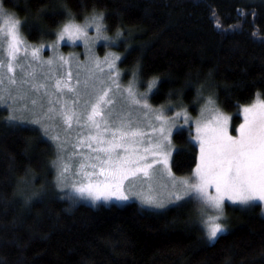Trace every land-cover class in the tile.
Masks as SVG:
<instances>
[{"label": "trees", "instance_id": "1", "mask_svg": "<svg viewBox=\"0 0 264 264\" xmlns=\"http://www.w3.org/2000/svg\"><path fill=\"white\" fill-rule=\"evenodd\" d=\"M0 1L23 22L31 44L54 40L65 7L77 21L93 8L103 11L107 33L123 31L129 46L120 48L119 68L131 74L139 61L140 88L158 78L149 96L154 107L167 104L171 93L173 103L194 113L196 90L204 85L237 124L241 105L253 103L257 93L264 99V0ZM6 117L0 108V264H264L257 204L227 206L230 230L208 244L188 204L158 212L53 195L26 203L20 195L26 180L52 179L53 151L38 128ZM173 143L172 171L187 176L198 148L185 131L175 133Z\"/></svg>", "mask_w": 264, "mask_h": 264}, {"label": "snow or ice", "instance_id": "2", "mask_svg": "<svg viewBox=\"0 0 264 264\" xmlns=\"http://www.w3.org/2000/svg\"><path fill=\"white\" fill-rule=\"evenodd\" d=\"M105 20V13L93 8L84 22L78 23L65 7L56 40L48 47L56 51L65 39L73 43L83 41L89 50L98 40H104L105 46L115 44L124 33L117 30L115 39L106 35ZM22 27L23 22L0 4V103L8 107L6 119L10 123L39 124L54 142L57 155L52 166L56 170V187L65 192L62 199L95 203L127 201L135 196L143 206L154 209L194 201L197 220L208 241L216 240L227 230L225 201L241 206L264 204V99L259 93L253 103L240 106L243 122L236 128V135H232L231 117L220 108L214 93L204 95V85L196 90V101L201 102L199 116L190 122L188 109L173 103L171 93L168 103L160 107L149 102V93L157 86L158 78L148 82L146 91H139V61L133 66L132 78L124 85L116 63L121 55L115 52L106 54L102 61L93 57L95 69L102 74L105 67L108 69L106 79L89 68L88 76L83 81L77 78L75 85L71 83V71L67 78L45 74L39 80L36 66L43 69L47 65L52 72L57 62L63 67L70 65V59L57 53L43 60L40 50L44 45H29ZM90 29L95 36L89 35ZM17 69L23 74L19 80ZM5 80L9 87H4ZM49 80L54 83H48ZM24 85L30 88L25 89ZM29 91L36 94L31 99V119L24 115L29 111L27 105L19 103L28 98ZM117 95L128 103L127 112L114 111ZM172 108L178 110L169 116ZM181 117L190 128L194 125L192 139L199 146V154L191 174L178 178L170 161L174 152L173 132ZM61 125L64 136L59 132L52 134L51 130ZM39 195L33 192L25 202Z\"/></svg>", "mask_w": 264, "mask_h": 264}, {"label": "rangeland", "instance_id": "3", "mask_svg": "<svg viewBox=\"0 0 264 264\" xmlns=\"http://www.w3.org/2000/svg\"><path fill=\"white\" fill-rule=\"evenodd\" d=\"M0 4H2L1 1H0ZM8 13L10 15L14 16L13 13H10V12H8ZM77 22L78 23H83L84 22V18L81 21H77ZM89 35L90 36H95V31L90 29L89 30ZM106 35L110 36L107 32H106ZM56 36H57V32L55 34L54 40L53 41H49V42H40L38 44H31V43L28 42L29 45L34 46V47H40L41 45H44V47L41 48V50H40V56L43 58V60H48L49 58L55 57L57 55V53L63 55L65 58L70 59V65L66 64V65H63V67H60L59 66V62H57V66H55L53 68L52 72H49V69H48L47 65H44L43 69H41L39 66H36V69H35L36 70V75H37V78L39 80H43L45 74L55 75L56 77L63 76L65 78H67V73L69 71H71L72 72L71 83L73 85H75L77 78L80 79L81 81H83L88 76V69L89 68H92L96 72L97 76L104 75V78L106 79V75L105 74L107 73L108 69L105 67L104 68V74L100 73L98 69H95V65L93 63V57L99 58L102 61L106 54H108L110 52H115L117 54H120L121 58H122L124 53L121 52V49L124 48V52H125L126 49L128 50V48H129V46H128V44L125 41V38L123 36L122 38L117 39L115 44H112V45H109V46H105L106 42L104 40H98L93 45H91L90 50H89V47L85 46L83 41H76V42L73 43V42L68 41L67 39H65V40L60 41L57 50L53 51V49L51 47H48V46L51 45L56 40ZM110 37H113L114 39L116 38V36H110ZM21 56H23V53H21ZM29 59H31L30 56H29ZM120 61L121 60L117 61L116 63H117V68H118V70L121 73V77H120L121 78V82L124 85H127V82L132 78V76H131V74H126L125 71H122L119 68ZM25 67L27 68V63H25ZM16 71H17V79L19 80L22 77L23 74L20 73L19 69H17ZM28 71H32V69L29 68ZM77 73H79L78 76H77ZM47 82L48 83H54V80H49ZM4 87H9L7 80L4 81ZM24 88L25 89H29L30 86L29 85H24ZM146 89H147V86L144 87V88H140V85H139V91L140 92H144V91H146ZM151 92L149 93V96H150ZM208 94H210L209 90L208 91L204 90V95L207 96ZM35 96H36V94L34 92L29 91L28 98H26L24 100H21L19 102L20 104H26L27 105L29 111H25L24 115L26 117H28L29 119H31V117H32V111L31 110L33 109V105L31 104V99L35 98ZM9 103H11V101H9ZM200 106H201V102H197V101L194 102V107H193V112L194 113H192L187 107H185V108L188 109L190 122L191 121H195L198 118L199 111H200ZM0 108L3 109L5 111V113L7 114V116H8V114H9L8 107L5 104L0 103ZM128 110H129L128 103L125 100H123L119 95H117L115 97V108H114V111H116V112H127ZM176 110H178V109L172 108V110L169 111L167 114L169 116H171V115L174 114V112ZM35 111L37 113H39L40 112L39 107H36ZM133 114L135 115V112ZM226 114L231 117V119L229 121V133L232 134V135H236V131L235 130L239 126V124L243 122V115L241 114L240 110H239V112L237 111L236 115H238L240 118H239V121L237 122V124H234L233 123V116L231 114H228V113H226ZM14 124L27 125V126L38 128L42 132L44 138L51 145V150L53 151L52 160L50 162V171H51L52 179L47 180L41 174H38L37 176L34 175V179L32 180V178H31V180H30L32 182V184L28 180H26L23 183V187L28 188V189H27V191H25L24 188H23L24 191H20V195L27 199L31 195V193L39 192L40 195L38 197L52 196L53 195V196H56V197L58 196V198H61L62 196L65 195V192H61V191H59L57 189L56 184H55L56 170L52 166V161H54L56 159V155H57V151H56V147H55L54 142L49 138V136H46L44 134V132L42 131V129H41L39 124H32L30 122H24V123L15 122ZM57 124H59V121H57ZM181 131H185V132H187L189 134V139H190V141L193 144H195L197 146L198 154H199V146H198L197 142L192 139V136L195 135L194 125L190 128L188 125L184 124L183 117L180 118L179 126L177 127V129L174 130L173 136H174L175 133L181 132ZM51 132H52V134H55V133L59 132L61 137L64 136V133L62 131V125L60 127H54L51 130ZM75 136H76V133L74 131L72 133L73 142H75ZM172 142H173V138H172ZM173 147H174V152H175L176 151V147H175L174 143H173ZM72 151H73V149H72L71 144H70L69 147H68V152L71 153ZM171 160H172V158H171ZM170 163H171V161H170ZM189 175H187V176H189ZM187 176H183V177H187ZM176 177H178V176H176ZM37 182H39L38 186L35 185ZM137 183H139V182H137ZM144 188H145V190H147V184L144 185ZM210 191H212V190H210ZM35 198H37V197H35ZM35 198H33V199H35ZM78 201L79 202H84V203L89 204L91 206H99V205L108 206V205H111V204L122 206V205H125V204H128V203H136L137 205H139L142 208L153 210V211H158V212H162V211L166 210L167 207L175 206V205L170 204V205H167L163 209L148 208L146 206H143L140 203V201L135 196L131 197L127 201H119V200H116V199H111V200H108V201L100 200V201H97L95 203H93L90 200H78ZM181 204H188L193 209H196V204H195L194 201L193 202H181ZM255 204L260 206L261 213H262V215L264 217V204H261L260 202H256ZM227 206L241 209V208H247V207L249 208V207H251L253 205H251V206H241V205H234L230 201H225V218H226L225 219V223L227 225V230L225 232L221 233V234H225V233L229 232V230H230V227L228 225V220H227V217H228L227 216V210H226ZM221 234H219V235H221ZM205 241L208 244L214 242V241H208L206 236H205Z\"/></svg>", "mask_w": 264, "mask_h": 264}]
</instances>
